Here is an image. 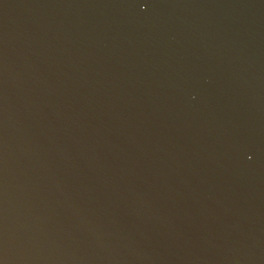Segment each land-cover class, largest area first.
Returning <instances> with one entry per match:
<instances>
[{"label": "water", "instance_id": "water-1", "mask_svg": "<svg viewBox=\"0 0 264 264\" xmlns=\"http://www.w3.org/2000/svg\"><path fill=\"white\" fill-rule=\"evenodd\" d=\"M0 136L4 264H264V45L226 0H0Z\"/></svg>", "mask_w": 264, "mask_h": 264}, {"label": "snow or ice", "instance_id": "snow-or-ice-1", "mask_svg": "<svg viewBox=\"0 0 264 264\" xmlns=\"http://www.w3.org/2000/svg\"><path fill=\"white\" fill-rule=\"evenodd\" d=\"M252 151V146L248 141H241L236 148L239 158L248 160L251 159L249 153ZM19 242L24 244L27 238L21 234ZM8 244V225H7V208H6V174H5V153L3 137L0 136V251L6 249ZM0 264H4V260L0 259Z\"/></svg>", "mask_w": 264, "mask_h": 264}]
</instances>
